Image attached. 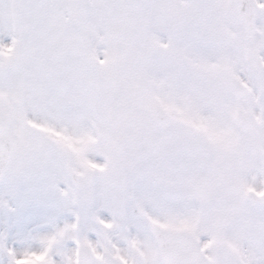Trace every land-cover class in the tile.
Wrapping results in <instances>:
<instances>
[{
  "label": "snow or ice",
  "instance_id": "6c2138e0",
  "mask_svg": "<svg viewBox=\"0 0 264 264\" xmlns=\"http://www.w3.org/2000/svg\"><path fill=\"white\" fill-rule=\"evenodd\" d=\"M0 264H264V0H0Z\"/></svg>",
  "mask_w": 264,
  "mask_h": 264
}]
</instances>
